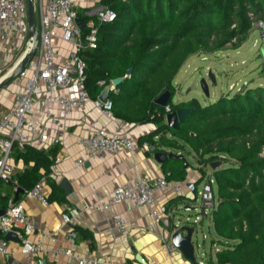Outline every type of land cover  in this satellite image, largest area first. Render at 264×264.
Here are the masks:
<instances>
[{"label":"trees","instance_id":"1","mask_svg":"<svg viewBox=\"0 0 264 264\" xmlns=\"http://www.w3.org/2000/svg\"><path fill=\"white\" fill-rule=\"evenodd\" d=\"M101 4L113 9L117 19L100 27L98 48L83 53L91 98L96 100L106 86L125 78L110 92L114 115L126 123L155 125L146 138L155 153H183V142L202 166L222 162L213 172L218 201L210 214L218 237L213 241L219 248L216 263L264 264V87H245L208 106L197 99L173 103L175 79L186 61L198 53L241 47L255 23H264V0H101ZM167 91L172 93V112L195 107L179 130L166 125V108L156 104ZM58 147L15 144L11 159L27 167L18 183L30 191L43 176L51 181ZM186 163L168 159L163 175L171 182L186 181ZM206 175L201 172L197 184ZM11 197L0 196V209L8 207ZM56 198L64 200L60 194ZM207 262L215 263L211 256Z\"/></svg>","mask_w":264,"mask_h":264},{"label":"built area","instance_id":"2","mask_svg":"<svg viewBox=\"0 0 264 264\" xmlns=\"http://www.w3.org/2000/svg\"><path fill=\"white\" fill-rule=\"evenodd\" d=\"M95 0H83L84 15L78 12L80 0H35V13L39 43L37 50L23 71L16 78L24 82L23 91L15 98L12 106L0 117V182L4 177L10 178L14 166L11 157L15 144H30L39 149H45L51 142L67 149L68 138L74 137L65 121L75 110L86 112L88 104L93 103L102 113L114 119V103L111 99L102 103L99 98L93 100L86 87L88 81L87 62L83 58L86 50H95L99 45V30L102 25L114 23L116 12L103 5L91 7ZM95 3V2H94ZM28 0H0V83L10 77L25 56L33 49V41L28 39ZM83 18L85 26L81 29L76 20ZM96 18V20H94ZM264 29V23L260 22ZM85 28L87 31L85 32ZM73 48L71 56L59 61V51L55 40ZM101 85L104 82L100 83ZM73 90V96L61 94ZM42 100L61 106L64 117L55 116L50 110L40 105ZM43 113L44 121L31 118L34 112ZM167 115L171 108L166 107ZM121 134H108L104 129H97L90 136L78 138V143L85 149L87 160H92L105 152L134 154L139 149L138 141L131 135V129L126 122L120 123ZM148 149V145L144 146ZM63 157L56 158L49 177L57 172V164ZM86 160L75 161L77 167ZM201 179V178H200ZM201 191H198L197 181L171 182L164 175L151 177L138 175L130 182L124 183L113 190L106 198L93 206H85L86 211L95 210L104 213L112 206L123 202H132L136 207H146L156 223L163 224L165 232L162 241L170 258L178 249L172 243L170 231L173 225V212L165 204L156 205V194H166L172 191L176 196L184 193L191 196V202L201 198L202 210L208 218L217 206V195L214 189L216 180L213 175H206ZM48 176H43L35 186L27 192V196L44 205H48L46 187ZM198 194V196L196 195ZM4 197L6 194L3 195ZM195 202L189 203L194 206ZM196 211L197 208H194ZM200 218V217H199ZM114 225L121 233L128 232L134 223L127 222L123 217H115ZM63 226L70 227L67 234L69 244H76V221L68 214L62 216ZM61 229V228H60ZM0 256L9 255V242L5 235L15 233L20 240L21 253L27 264H40L46 258L47 264H58L61 257L74 260L78 264H99L94 254L82 256L71 248L56 247L59 231L43 233L36 230L21 202L11 197L5 214L0 215ZM217 252L219 248L216 247ZM196 257L197 250H196ZM205 264V262H198Z\"/></svg>","mask_w":264,"mask_h":264},{"label":"crops","instance_id":"3","mask_svg":"<svg viewBox=\"0 0 264 264\" xmlns=\"http://www.w3.org/2000/svg\"><path fill=\"white\" fill-rule=\"evenodd\" d=\"M55 44L59 51V61L71 56L72 46L63 43L61 39H56ZM23 87L24 82L17 81L15 86L9 87L10 89L3 94L4 90L0 92V117L12 106L15 98L23 91ZM61 94L73 96V90ZM40 105L50 110L57 117H64L61 106L44 100L40 102ZM31 118L36 121L46 120V116L38 111L34 112ZM121 122L122 120L116 117L114 119L106 117L92 102L88 104L86 112L75 110L73 115L65 121L68 129L74 133V137L68 138L67 149L58 147L56 158L59 156L63 158L57 164V172L51 177V181L48 182L46 187V194L51 198L48 205L30 199L27 196L29 187L26 189L18 183V175L27 169L23 161L12 159L11 163L14 170L11 177L8 178L11 183L4 182L14 186L11 195L15 199L18 188L26 191V193L21 194L19 202L24 205L26 212L34 222L36 230L43 233L59 231L56 247L71 248L75 253L82 256H87L90 253L94 254L99 260V264H141L137 260V256L142 257L144 264H191L179 251L170 258L161 238L165 228L163 224L154 221L148 208L136 207L132 202H123L112 206L104 213L85 210V206L97 204L113 190L124 183L130 182L138 175L158 177L164 174L163 164L156 162L153 147L146 141V138L156 130V126L153 124L128 123L131 135L139 144L136 153L130 154L125 151L121 153L105 152L92 160H87L86 151L78 143V138L90 136L97 129H104L108 134H121ZM155 141H159V137H156ZM54 144L51 142L48 147L54 146ZM145 144L148 145V149L144 147ZM169 152H174L177 155L182 154L176 153L174 150H169ZM78 159L86 160V162L77 167L75 161ZM31 166H33V163L30 164ZM187 169L188 177L186 181L200 180L201 173L199 171L190 169V164ZM40 172L43 173L44 171L41 170ZM54 185L57 187L58 192H54ZM57 194H60L64 200L58 201ZM178 197L180 196H176L172 191L166 194H156L155 196L156 205L165 204L169 211L173 212L174 219L170 231H176L184 226L183 222L177 219L180 217H176V212L179 211L181 206L186 208L191 206L189 203H192L191 196L186 193L181 197L187 199L181 200ZM2 210L0 209V211ZM63 214L70 215L77 223L74 228L77 235L74 246L70 245L67 240V234L71 228L63 226ZM118 216L123 217L127 222L134 223V226L130 227L128 232L121 233L113 222L114 218ZM209 219L213 224L211 218ZM199 220L201 218L197 217L195 222ZM1 237L3 236L1 235L0 239ZM8 242V256H11L12 260L9 262L8 256H0V264H27L28 262L21 253L20 242ZM216 253L217 250L211 256L215 263ZM43 260H46V258L43 257L41 261ZM58 264L78 263L72 259L61 257Z\"/></svg>","mask_w":264,"mask_h":264},{"label":"rangeland","instance_id":"4","mask_svg":"<svg viewBox=\"0 0 264 264\" xmlns=\"http://www.w3.org/2000/svg\"><path fill=\"white\" fill-rule=\"evenodd\" d=\"M94 2L91 7L102 5L101 0H95ZM83 6L84 2L80 0L78 12L81 16L84 15ZM209 72L214 74L216 84L209 78ZM203 80L208 85L209 96H206L202 91L201 82ZM17 81L16 79L3 92L1 91L2 94L15 86ZM175 86L176 95L173 99L175 105L197 99L202 106L211 105L222 96L234 95L245 87H264V29L260 26V22L255 23L254 29L241 47L232 48L228 46L217 53H198L190 57L178 73ZM181 144L185 147L182 154L187 158L190 169L197 170L200 173L205 170L208 176L213 175L210 165L202 166L192 149L183 142ZM175 152L180 153V151ZM2 182L4 187L0 188V196L2 197L4 194L11 196L12 188L7 186L4 180ZM203 184L204 181L199 183L198 191L202 190ZM214 189L217 195V184L214 185ZM196 195L198 196V194ZM191 207L198 210L187 211L184 206H181L179 211L176 212V217H180L177 219L181 220L183 225H192L197 217L201 218V222L197 224L193 241L197 247L198 262L203 261L208 264L207 258L213 256L216 250L213 241L218 240V237L209 219L210 216L207 219H202L200 196H198L194 206Z\"/></svg>","mask_w":264,"mask_h":264},{"label":"water","instance_id":"5","mask_svg":"<svg viewBox=\"0 0 264 264\" xmlns=\"http://www.w3.org/2000/svg\"><path fill=\"white\" fill-rule=\"evenodd\" d=\"M28 7H29V11H28V23H29L28 39H29V41L30 40L33 41V49L30 53H28L25 56V58L18 65V67L13 72V74L10 77L6 78L3 82L0 83V92L3 91L6 87H8L12 82H14L16 80L19 73L25 69V67L27 66L29 61L34 56V54L37 50V47H38L39 31L37 30V19H36V13H35V0H28ZM76 23L81 29H83L85 26V20L83 18H78L76 20ZM131 73H132V69L128 70L126 77L130 76ZM209 78L211 79V81L214 84H216V78L212 72H209ZM124 80H125V78H119V79L114 80L112 82L111 86H106L103 89V91L101 92V94L99 96V100L102 103L107 102V100L110 99V92L115 90ZM201 86H202L203 93L206 96H209V89H208V85H207L205 80H203L201 82ZM171 100H172V93L170 91H167L157 99L156 104L162 108H166L169 106V103ZM194 110H195V107H189V108H180L176 111L171 112L170 114H168L166 116V125L169 126L173 130H179L181 127V124H183L189 118V116L194 112ZM172 158H178V159L187 161L186 157L183 154L177 155L174 152H169V153L156 152L154 154V159L159 164H163L168 159H172ZM188 166H189V164L186 163L185 169H187ZM221 166H222V162H220V161L210 164V168L213 172L220 169ZM3 180L11 183V181L7 177H4ZM24 193H26L25 190L18 188L16 190V201L19 199V195L24 194ZM185 210L189 211V210H195V209L192 208L191 206H189V207H186ZM202 212H203V218L202 219H207L208 216L204 212V209L202 210ZM4 214H5V210L0 211V215H4ZM200 222H201V220L194 222V224H192V225L185 224L184 226H182L181 228L176 230L174 232V234L172 235L173 245L178 249L179 252H181L185 256V258L191 264L198 263L197 257H196L197 247L194 244L193 238H194V235L197 231V224H199ZM1 235H3L2 231H0V236ZM5 240L6 241L20 242L17 235L15 233H12V232L5 235ZM8 259H9V262H11V260H12L11 256H8ZM137 260L141 264H144V260L142 259L141 256H137ZM40 264H47V261L43 260V261H41Z\"/></svg>","mask_w":264,"mask_h":264}]
</instances>
